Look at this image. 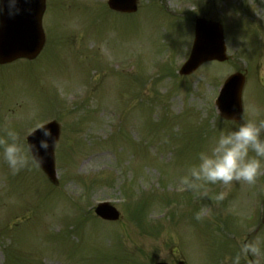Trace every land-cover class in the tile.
<instances>
[{
  "label": "rangeland",
  "instance_id": "obj_1",
  "mask_svg": "<svg viewBox=\"0 0 264 264\" xmlns=\"http://www.w3.org/2000/svg\"><path fill=\"white\" fill-rule=\"evenodd\" d=\"M103 1L46 0L40 54L0 68V138L60 131L57 184L0 158V264H264V174L224 200L179 183L238 127L213 104L227 76L246 72L242 120H264V0H138L131 16ZM196 18L222 24L229 59L179 76ZM103 202L119 221L95 216Z\"/></svg>",
  "mask_w": 264,
  "mask_h": 264
},
{
  "label": "clouds",
  "instance_id": "obj_2",
  "mask_svg": "<svg viewBox=\"0 0 264 264\" xmlns=\"http://www.w3.org/2000/svg\"><path fill=\"white\" fill-rule=\"evenodd\" d=\"M20 0H0V15L5 10L9 17L18 15ZM7 5V9H5ZM39 131L41 138L37 142L29 141ZM51 132L43 123H37L25 136L13 129H5L0 138V158L7 164L12 174L28 167H39L50 146ZM264 174V120L249 119L239 123L238 127L221 129L219 135L207 150L197 154L187 174L179 177V183L190 190H198L205 184H221L224 190L216 195L224 200L234 183L255 184ZM249 250L258 252L255 246Z\"/></svg>",
  "mask_w": 264,
  "mask_h": 264
},
{
  "label": "water",
  "instance_id": "obj_3",
  "mask_svg": "<svg viewBox=\"0 0 264 264\" xmlns=\"http://www.w3.org/2000/svg\"><path fill=\"white\" fill-rule=\"evenodd\" d=\"M135 2L136 0H112L109 6L117 11L133 12L136 7ZM17 6L21 9L18 15L9 17L7 10L0 15V64L12 62L18 58L33 59L44 44L41 29L44 0H20ZM212 60L220 62L226 60L221 27L204 20H197L191 55L180 74L190 75L203 62ZM243 83L244 79L239 74L225 82L217 100L218 111L222 118L240 121ZM46 127L52 135L47 152L41 151L43 160L40 167L47 177L55 182L53 148L58 136V126L52 123ZM40 138V133L37 131L35 136H30L28 139L37 142ZM96 214L108 220H115L118 217L112 210H97Z\"/></svg>",
  "mask_w": 264,
  "mask_h": 264
}]
</instances>
